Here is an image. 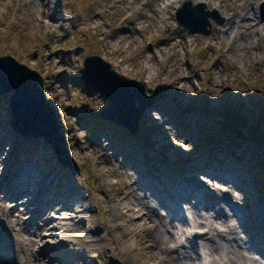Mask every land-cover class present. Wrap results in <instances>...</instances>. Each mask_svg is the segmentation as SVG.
I'll use <instances>...</instances> for the list:
<instances>
[{"label": "rangeland", "instance_id": "obj_1", "mask_svg": "<svg viewBox=\"0 0 264 264\" xmlns=\"http://www.w3.org/2000/svg\"><path fill=\"white\" fill-rule=\"evenodd\" d=\"M4 3L6 0H0V5ZM41 3L45 12L51 13L47 18L52 21L54 27L49 29V34L45 37L42 28L28 30L26 23L19 19L29 5L15 10L9 9L5 15L0 16V55H12L17 61L35 69L43 78L45 98L56 112L69 152L75 153L73 159L79 166L81 178L86 181L88 189L96 198L98 207L88 211L105 225L111 213L118 217L119 210L130 202L131 197L125 199L124 192L118 190V185H108L112 191L106 192L97 173L105 180L120 181L123 177L115 169L119 168L124 172L132 169L137 174L135 183H143V186H137L140 190L146 194H151L154 186L161 190V197L168 203V207L162 208L166 209L170 216L178 210L185 215L182 204L188 203L196 212H214L215 217L208 215L199 220L204 223L211 222L215 227L218 221L229 218L224 207H221L223 202L231 208L232 215L238 218L247 237L244 239L238 233L215 234L210 237L206 232L193 237L190 246L208 238L204 246L206 249H214L210 254L219 261H226L227 264H264V176L249 151L238 148L239 142L243 141L242 145L246 146L248 143L249 148L264 158V149L249 142L245 135L250 120L255 121L252 129L264 134V107L262 115H252L249 110L252 104L249 86L254 88V85L264 84V59H260L264 56V38L259 37L258 32L250 34L243 30L227 54L223 51L218 54L212 48L205 50L203 44L208 39L220 42L227 37L228 33L219 29L220 25L225 24L220 15L222 24H217L211 19V32L205 35L178 26L175 16L170 14L166 21L167 30L162 33V39L157 40L148 31L138 33L129 21L120 25L122 14L112 15L111 10L103 7L100 0H96V3H90V0H67L63 11L60 0H56L54 6L51 0H41ZM156 3L158 0H151V4L146 7V11L152 12L153 16L156 13L153 12L152 5ZM248 8L252 19L258 24L264 23L259 8ZM65 12L69 15L65 16ZM101 12L111 21L108 31L112 37L121 33L132 37L142 35L152 40V44L145 51H152L153 46L161 45L168 46L170 51L183 47L186 52L184 68L189 75L182 76V79L198 96L193 97L175 91L171 86L160 85L157 91L164 92L165 97L157 99L153 107L142 112L136 133H130L123 127L113 130L103 127L99 130V127L94 125L96 119L90 116L96 117V113L106 106V101L99 92H86L80 78V68L85 55H107L104 47L107 42L102 41L99 34L92 30L90 23L101 18ZM238 16L240 15L236 14L233 21H229L230 28L239 29L235 23V20L239 19ZM144 18L141 14L140 19ZM65 23L72 25L70 31H65ZM254 40L257 43L252 44ZM234 52H242L243 56L239 59L255 65L248 70L247 75H242L236 70L227 58ZM114 59L115 57L107 55L106 61L111 62ZM194 60L202 63H194ZM113 70L120 74L118 69ZM201 73L204 79H201ZM138 75L143 76L145 73L141 70ZM232 88L242 91L233 94ZM8 97V94L0 95V156H3L6 145H11V150L3 161L4 173L0 175V192L4 194L5 203V207L0 208V264H17L19 257H24L27 261L25 247L17 240V237L22 238L25 235L39 238L43 242L34 259H46L47 264H77L80 259H84L87 264V257L90 255L94 256L91 264H106L107 256L117 258L121 264H150V254L154 251L151 244L160 235L159 227H153L150 223L145 224L143 228H137L140 223L131 225L130 228L143 233L142 239L126 237L119 227H100V234L97 233V228L94 232H88V236L102 235V242L107 244L103 251L97 253L85 250L73 252L64 242L55 245L47 243L59 237L56 234L58 229L54 227V218L50 216L43 219L45 212L52 211L50 205L47 208L46 201L60 191L54 198L56 204L51 206L55 211L59 205V211L71 212L73 203L83 201L87 197L77 185L76 175L58 163L46 142L35 138L24 141L18 135L11 134L7 119ZM210 97L217 99L212 100ZM223 106L230 110V123L223 120L226 114ZM153 109L166 118L163 124L152 118ZM90 112H93V115H90ZM79 118L86 120L85 126L78 123ZM100 119V122L104 121ZM165 125L170 127L165 130ZM84 129L88 135L82 134ZM232 132H240L239 139L233 142L229 137ZM138 133L142 136L141 139ZM102 138L109 140L106 151L110 149L113 156L102 150ZM182 144L193 146L192 152L182 151ZM93 157L96 158L95 161ZM166 172L169 175L164 177ZM217 174L226 178V184L244 192L245 202L242 206L233 202L231 188L228 193L218 197L200 179V175H203L206 180H211L210 177ZM171 176L177 183V180L183 179L194 184L195 193L186 194L187 191H183L182 194L177 184L171 185L169 182ZM226 184L224 185L227 187ZM127 191L130 190L125 189V192ZM44 193L48 195L41 196ZM24 196L29 197L27 203L21 199ZM8 204L12 206L7 207ZM150 212L153 221L160 224L154 211L151 209ZM224 214L227 215L226 218ZM25 215L30 218L23 219ZM182 220V216L176 215L175 225H186ZM78 224L81 228L85 227L83 219H79ZM248 225L255 229L251 237L247 234L248 230L245 232ZM237 238L243 240L247 248H237L234 244ZM256 238L260 240L256 241ZM187 247L173 254L177 257V264H196L198 261L194 254L189 253ZM192 249L191 247L190 250ZM246 255L251 256V262L247 260ZM49 258L52 261L48 262Z\"/></svg>", "mask_w": 264, "mask_h": 264}, {"label": "clouds", "instance_id": "obj_2", "mask_svg": "<svg viewBox=\"0 0 264 264\" xmlns=\"http://www.w3.org/2000/svg\"><path fill=\"white\" fill-rule=\"evenodd\" d=\"M100 2L103 7L111 10L112 15L118 13L122 14V19L119 21L120 25H124L125 21H129L135 26L138 33L143 34L145 31H148L152 37L159 40L162 39V33L167 30L166 21L168 20L169 15L176 16L178 10L186 4L187 0H158V3L152 5V10L156 13L155 16L152 15V12L146 11V7L151 4V0H100ZM51 3L54 6L56 0H51ZM60 3L62 6L61 10L63 11V5L67 3V0H60ZM90 3H96V0H90ZM260 4H264V0H191V6L193 9H196L197 5H204L209 12H217L225 21V24L220 25L219 29L223 32H227V37L220 42H214L211 39L205 40L203 48L205 50L212 48L218 54L221 51L227 54L228 49L234 47V44L237 42V37L241 34L239 29L229 27V21H233L237 13L243 17L245 15L244 9L246 7L255 6L258 9ZM23 5H29V7L19 19L26 23L28 30L42 28L43 35L46 37L49 34V29L54 27V25L52 21L47 18L51 13L45 12L41 0H6V3L0 5V16L5 15L9 9L15 10L23 7ZM64 14L65 16L69 15L67 12ZM141 14L144 15V19H140ZM100 17L101 18L90 21V23L92 30L99 34L102 41L107 42L104 45L107 55L115 57L113 61L107 63L108 65H112L110 68L112 73L117 75V72L113 69H118L120 72L119 77L128 78L127 80L130 82L142 84L144 87V93L149 98L154 95L157 87L160 85L171 86L175 91L183 92L184 94L193 97L198 96V93L195 92L192 87L184 83L182 79V76L189 75L184 68L186 52L183 47H177L175 48V51H170L168 46L161 45L160 47L153 46L152 51H145V49L152 44L151 39L144 38L142 35L132 37L125 33L112 37L111 32L108 31V26H111V21L104 17L102 12L100 13ZM153 21H156V23H153ZM13 22H15V17L13 18ZM235 23H239V20H235ZM178 26L180 25L178 24ZM63 27L65 31H70L72 25L65 23ZM245 27H251V25H245ZM81 30H84L83 26H81ZM254 31L259 33V37L264 38V23L258 24ZM251 43L255 44L257 41L254 40ZM221 45H223V47H221ZM107 55L102 56L99 59L102 62H105ZM242 56V52H234L232 55H228L227 58L230 63L235 66L236 70L242 75H247L248 70L254 68L255 65L239 59V57ZM217 58H219V56ZM260 59H264V56H261ZM193 62L202 63V61L195 60ZM141 70L144 71L145 75H138ZM204 78L203 73H201V79ZM201 91H203V89H201ZM231 91L233 94H238L242 90L232 88ZM210 99L215 100L217 98L210 97ZM151 116L161 124H163L164 119H166L165 117H161L156 109L151 111ZM169 127L170 125H165V130ZM82 134L88 135L87 130L84 129ZM102 144L104 145L103 148L101 147L102 150L106 151L109 140L102 138ZM10 150L11 145H6L4 154L3 156H0V160L5 159ZM181 150L184 152H192L193 146L182 144ZM106 152L112 155L110 149ZM69 155L73 159L75 153H69ZM95 159L96 158L93 157L94 161ZM4 168L5 165L0 163V175H3ZM115 171L121 174L123 177L122 180H105L98 173L97 175L101 184L105 186L104 190L106 192L111 193L112 191L108 185H118V190L124 192L125 199L131 197L130 202L125 205L124 208L119 210V216L117 217L115 213H111L110 219L107 225H105L97 217L92 215L88 210L98 207L95 202L96 198L88 189L86 181L81 178L80 174H77L75 176V181L77 185L81 187L87 199L73 203L71 212L59 211V205L56 206L57 211L45 212L43 219H47L51 216L56 221L54 227L58 229L56 234L59 237V239L47 241V243L55 245L64 242L67 244L68 249L73 252L85 250L87 252L97 253L103 251L107 247V244L102 242V235L99 237L87 235L88 232H94L97 227H108L109 229L119 227L126 237L142 239L143 233H138L136 229L129 228V224L139 219L141 222L137 225V228H143L145 224H148L147 217L151 215V209L158 210L161 216H167V210L160 207L159 202L152 197L150 193L146 194L143 190H140L137 187L138 185L135 183L137 180V174L134 170L130 169L127 172H124L117 168ZM200 179L204 181L209 189L214 191L218 197H221L224 193H228L231 188L233 202L241 206L244 204V192L237 190L232 185L225 183L228 185L226 187L220 182L206 180L203 175H200ZM125 189H129L130 191L125 192ZM3 197L4 194L0 192V208L5 207ZM21 199L24 203H27L29 197L24 196ZM193 202H195V200H193ZM11 206L12 205L10 204L7 205V207ZM182 207L185 211L188 223L180 226V228H177L174 231L169 229L172 234L167 242H161V254L158 255L157 264H177V257L173 254L183 247L190 246V241L193 237L201 233L209 232V229L203 225H194V220L201 219L208 215L215 217L214 212H196L190 208L188 203H183ZM221 207H224L229 218L227 220L218 221L215 224L216 234L224 235L236 232L239 236L247 239L240 226L238 218L232 215L231 208L223 202L221 203ZM29 218V215L23 217L25 220ZM79 219L85 221V227L81 228L79 226ZM167 222L168 221L166 220L165 223ZM158 226L163 225L158 224ZM13 227L15 226L13 225ZM181 228L183 229L182 231ZM41 235H47V233H41ZM17 240L24 245L27 256V261L24 257H19L17 264H47L46 259H34L39 253L40 248L43 246V242L39 238L28 237L25 235L22 238L17 237ZM197 245L200 249V258L196 264H213L212 256L206 253L215 250L204 248L203 241H197ZM93 259L94 256H88L87 264H91ZM77 264H85V260L80 259L77 261Z\"/></svg>", "mask_w": 264, "mask_h": 264}, {"label": "water", "instance_id": "obj_3", "mask_svg": "<svg viewBox=\"0 0 264 264\" xmlns=\"http://www.w3.org/2000/svg\"><path fill=\"white\" fill-rule=\"evenodd\" d=\"M264 19V4L259 7ZM222 24L217 12H209L204 5L191 6V0L177 12L175 20L185 30L209 35L211 22ZM98 55L83 58L80 77L87 92H99L106 101L97 116L116 125L125 126L130 133H136L143 111L153 107L157 99L165 97L158 92L150 98L144 93L142 84L130 82L110 71L111 65L102 62ZM115 71V70H114ZM0 94H9L11 129L22 136L42 138L53 150L59 164L67 167L74 175L80 172L79 166L69 155L66 139L61 132V124L53 106L45 98L43 78L35 69L17 61L10 54L0 55ZM29 108V109H28ZM29 111V120L26 110ZM101 228L97 227L100 234ZM106 264H121L113 256H107Z\"/></svg>", "mask_w": 264, "mask_h": 264}, {"label": "bare ground", "instance_id": "obj_4", "mask_svg": "<svg viewBox=\"0 0 264 264\" xmlns=\"http://www.w3.org/2000/svg\"><path fill=\"white\" fill-rule=\"evenodd\" d=\"M244 12H245V15L243 16V17H241V16H238L239 17V23H237V27L241 30V33H242V31L244 30V32L246 33H250V34H253L255 31H254V29L257 27V25H258V23H257V21H255L254 19H252V16L251 15H249V13H250V10H249V8L248 7H246L245 9H244ZM237 14H239V13H237ZM245 25H251V27H245ZM30 111V110H29ZM29 111H28V113L26 114V118L29 120ZM1 161V163H2V160H0ZM167 175H169V173H164V177H167ZM190 175H192V174H190ZM172 177V178H171ZM168 180H169V182L171 183V185H173V184H177L178 186H177V188H181V190H182V194H183V191H184V193H185V191H187L186 192V194H188V193H195V191H194V189H193V185L194 184H192V183H188L186 180H177L178 181V183L173 179L174 177L173 176H171ZM195 178V177H194ZM211 178V180L212 181H215V182H220L221 184H225L226 182H227V180H226V178L225 177H223V176H221V175H216V176H211L210 177ZM203 182V184L204 185H206L207 186V184L204 182V181H202ZM184 189V190H183ZM177 190V189H176ZM60 191H58L57 193H59ZM57 193H55V194H53L52 196H54L53 198H51V199H49V200H47L46 201V204H47V208L49 207V205H50V209L52 210V211H55V208L54 207H52L51 205H55L56 204V201L54 200V198L56 197V194ZM45 196V195H48V193H44V194H42L41 196ZM151 195H153L154 197H156L157 199H158V202H159V205L161 206V207H163V206H167L168 207V203H167V201H165L162 197H161V190H159L157 187H155L154 186V189H153V191H152V193H151ZM160 196V197H159ZM216 203V202H215ZM46 208V209H47ZM152 211H154V213L156 214V216L158 217V220H160V224L159 225H163V226H158V224H157V222H155V221H153V216L152 215H150L149 217H147V219H148V223H150L153 227H159V232H160V235H158V239H155L154 241H153V243L151 244V246H152V248H154V251H153V253H151L150 254V258H149V260H150V264H157V261H158V255L159 254H161V249H160V244H161V242L163 241V242H167L168 241V239L170 238V236H171V231H169V229H172L173 231L175 230V229H177V228H180V227H178L177 225H175V223H174V221H175V217H176V215L177 216H182V218H183V222L184 223H188V221H187V219H186V216L184 215V214H182L179 210L176 212V213H174V214H172L171 216L167 213V216L166 217H164V216H161L160 215V213H159V211L158 210H156V209H152ZM221 213V212H220ZM45 214V213H44ZM235 216V215H234ZM227 217V215L226 214H224V218H226ZM236 217V216H235ZM237 218V217H236ZM168 221L167 223H165V221ZM141 221L139 220V219H137L136 221H134L133 223H131V224H129L128 225V227L130 228L131 227V225H136V224H139ZM185 225V224H184ZM194 225H203V226H205V227H207L208 229H209V232H208V234L210 235V237L212 236V235H215L216 234V229H215V227H214V225H213V223H204V222H202L201 220H194ZM253 226H250V225H248L247 226V229L245 230V232L248 230V235L251 237V236H253L252 235V233L253 232H255V229L253 230V229H251ZM183 229L181 228V231H182ZM232 234H234V235H237V233L236 232H231ZM208 240V238L207 239H203L202 241L205 243L206 241ZM260 239L259 238H256V241H259ZM234 244L236 245V247L237 248H247V246L245 245V243L243 242V240H241L240 238H237V239H235L234 240ZM204 246V245H203ZM193 248L192 250H190V248ZM187 248H189V253L191 254H194L195 256H196V258H198L197 260H199V258H200V249L198 248V245H197V242H194V245H192V246H190V247H187ZM204 248H205V246H204ZM211 248V247H210ZM206 254H209V255H211L210 254V252L209 253H206ZM244 256V258H245V255H243ZM246 257H247V260L248 261H250L251 262V256H247L246 255ZM213 258V257H212ZM246 259V258H245ZM196 260V261H197ZM49 261H52V259H48V262ZM213 264H227V262L226 261H219V260H217V259H215V258H213Z\"/></svg>", "mask_w": 264, "mask_h": 264}, {"label": "trees", "instance_id": "obj_5", "mask_svg": "<svg viewBox=\"0 0 264 264\" xmlns=\"http://www.w3.org/2000/svg\"><path fill=\"white\" fill-rule=\"evenodd\" d=\"M249 88H250V94L252 96V104H251L249 110L251 111L252 115H256V114L262 115L263 114V107H264V84L259 83L258 86L254 85V88L251 85V86H249ZM223 109L226 113L223 120L227 123H230L231 122L230 121L231 113H229L230 110L227 108V106H223ZM77 121L80 125H83V126L86 125V120L83 118H79V120H77ZM102 122H100V119L99 120L96 119V121H95V125L99 127L98 128L99 130L102 129L103 127H108L109 130H113V129L117 128L116 126H114L112 124H108V123H103L101 125ZM254 124H255L254 120L248 121V126L246 128L245 135H246L247 139L249 140V142L255 143L264 149V134L260 133L256 129H252V126ZM124 132L126 133L125 129H124ZM239 133L240 132H238V133L232 132V134L229 135L230 141L233 142V140L239 139V136H240ZM233 135H236V136H233ZM139 138L140 139L142 138V136L140 134H139ZM239 141H241V139ZM242 142L243 141L239 142L240 146H238V148L247 149L249 151L250 155L254 159V163H256L257 168L263 173V176H264V158L261 156V154L257 153L252 148H249L248 143H246L247 145L245 144L246 146H244V145H242ZM233 149H235V147H233ZM262 189H263V194H264V186Z\"/></svg>", "mask_w": 264, "mask_h": 264}]
</instances>
